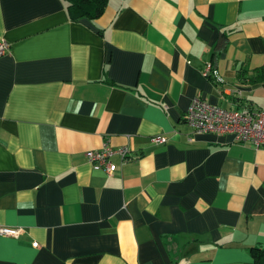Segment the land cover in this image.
<instances>
[{
  "label": "crops",
  "instance_id": "crops-1",
  "mask_svg": "<svg viewBox=\"0 0 264 264\" xmlns=\"http://www.w3.org/2000/svg\"><path fill=\"white\" fill-rule=\"evenodd\" d=\"M90 20L0 0V225L22 229L0 264H255L264 147L183 114L264 107V0H107ZM104 144L131 159L94 168Z\"/></svg>",
  "mask_w": 264,
  "mask_h": 264
},
{
  "label": "built area",
  "instance_id": "built-area-1",
  "mask_svg": "<svg viewBox=\"0 0 264 264\" xmlns=\"http://www.w3.org/2000/svg\"><path fill=\"white\" fill-rule=\"evenodd\" d=\"M8 49V43L0 39V56L6 54ZM203 74L217 83L221 81L218 70L210 63L205 65ZM183 120L196 132L229 133L236 142H248L255 148L264 147V107L224 108L196 96L183 114ZM153 141L161 143L164 139L155 136ZM114 153L120 155L122 163L131 159L129 147L114 149L108 144L87 151L86 158L94 168H104L107 172H112L116 165L111 162L110 156ZM21 232L20 227L0 225L1 235L18 237ZM33 245L37 246V242Z\"/></svg>",
  "mask_w": 264,
  "mask_h": 264
},
{
  "label": "trees",
  "instance_id": "trees-1",
  "mask_svg": "<svg viewBox=\"0 0 264 264\" xmlns=\"http://www.w3.org/2000/svg\"><path fill=\"white\" fill-rule=\"evenodd\" d=\"M71 19L79 21L81 18L94 19L101 15L107 0H65ZM264 75V66L258 69ZM255 264H264V249L255 246L250 249Z\"/></svg>",
  "mask_w": 264,
  "mask_h": 264
},
{
  "label": "water",
  "instance_id": "water-1",
  "mask_svg": "<svg viewBox=\"0 0 264 264\" xmlns=\"http://www.w3.org/2000/svg\"><path fill=\"white\" fill-rule=\"evenodd\" d=\"M79 22L82 23V24H84L85 26H87L91 30H93L95 32L97 31V28L95 27V25L88 18H81L79 20Z\"/></svg>",
  "mask_w": 264,
  "mask_h": 264
}]
</instances>
